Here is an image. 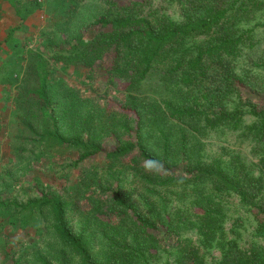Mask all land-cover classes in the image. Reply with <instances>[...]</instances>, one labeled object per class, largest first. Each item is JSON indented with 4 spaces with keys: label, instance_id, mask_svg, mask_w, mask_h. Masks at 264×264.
<instances>
[{
    "label": "trees",
    "instance_id": "trees-1",
    "mask_svg": "<svg viewBox=\"0 0 264 264\" xmlns=\"http://www.w3.org/2000/svg\"><path fill=\"white\" fill-rule=\"evenodd\" d=\"M97 1L110 10L91 20H80L82 0L47 1L49 20L76 16L82 27L69 42L53 27L42 30L43 48L30 64L35 85L23 89L20 99L47 113L52 126L47 139L79 152L65 165L67 172L72 167L79 170L86 160L103 153L106 181L88 172L74 184L68 199L46 194L25 203L0 201V209L48 207L59 252L63 259H70L63 264H151L150 250L156 255L161 249L173 256L164 264H264L263 244L253 240L248 247H240L225 228L227 205L235 197L256 222L254 235L264 240V104L245 94L247 90L264 93V79L255 80L249 70L238 71L233 65L246 46L253 47L256 27L264 25L244 28L240 23L264 0H172L179 5L181 20L158 10L136 14L121 0ZM28 6L31 14L42 8L39 0H31ZM26 15H20L16 24L3 22L0 62L11 56L20 60L15 53H7L4 45H18L12 38L15 30L25 28ZM197 36L204 39L187 45L189 38ZM45 50L60 63L72 59L77 64L69 74L56 76ZM18 51L22 53L23 47ZM106 54L109 58L102 71L128 81L126 101L120 109L106 110L100 104L83 114L77 103L81 104L84 93L95 92L93 76L84 71ZM153 79L163 89L160 96L143 87L144 81ZM57 84L76 95L73 120L79 134L75 137L59 131ZM223 126L248 142L250 152L225 145L218 154L206 149L201 131ZM111 136L115 147L104 149L103 140ZM155 137L161 140L150 147ZM149 159L163 167L146 171ZM82 198L88 199L90 208L84 212L83 228L75 233L67 215L71 209H81L78 200ZM94 225L101 230L91 231ZM184 231H195L197 241ZM96 238L105 259L93 253ZM213 248L220 249V255L209 260L206 254ZM38 260L53 264L44 257Z\"/></svg>",
    "mask_w": 264,
    "mask_h": 264
},
{
    "label": "rangeland",
    "instance_id": "rangeland-1",
    "mask_svg": "<svg viewBox=\"0 0 264 264\" xmlns=\"http://www.w3.org/2000/svg\"><path fill=\"white\" fill-rule=\"evenodd\" d=\"M20 1L21 5H18L15 0H11L19 8L16 9L8 0H0V30L3 28L4 21L11 20L8 22L16 24L20 22V15L27 14L26 21H24L25 30L22 28L15 30L12 38L13 41L18 42V45L14 46L13 43L4 45L7 53H15L20 60L11 56L12 58L10 57L7 62L4 60L0 62V201L25 203L29 199L40 198L46 194L61 195L64 199H68L70 193L74 191V184L78 185L81 178L88 172H96L95 174H98L103 182L106 181V173L103 172L106 166L104 154L101 153L86 160L77 171L72 167L73 171L67 172L65 165L75 160L79 152L76 149L62 148L54 140L47 139L46 134L52 130L47 113L39 109L37 105L21 100L20 93L28 86L35 85V80L31 76L30 64L35 61L38 49L43 48L40 38L42 30L53 27L61 36H66L65 40L69 42L72 37L76 38L82 26L79 25L76 16L67 15L55 21L49 20V14L46 11L48 0H39L42 8L32 14L28 6L31 0ZM135 2H138V5H133ZM121 4L130 5L131 12L136 14L148 15L153 10H158L175 20L182 19L178 3L172 0H121ZM80 10L82 12L80 20H91L95 15H101L110 9L101 1L82 0ZM258 23H264V4L250 13L240 25L248 28ZM203 39V36L189 38L187 45ZM1 40H3L2 34H0ZM65 46L63 45L62 48L65 49ZM21 47H23L22 53L18 51ZM45 51V58L52 66L50 70L55 71L56 76L69 74L77 64L72 59H63L60 63L50 56V51ZM62 53L68 54L69 51H62ZM108 58L106 54L102 60L95 59L84 71L87 74L90 73L91 77L93 76L95 92L84 93L85 97L82 96L81 104L76 102L74 91L69 92L67 86L59 87L57 84L59 93L57 94L56 117L59 131L65 136L75 137L79 134L76 121L73 120L76 118V103L83 114H86L93 106L98 108L100 104H104L106 110H111L120 109L125 103L128 81H122L120 78L114 79L112 75H107L102 71V68L107 65ZM233 65L238 71L249 70L255 80L264 79V25L256 27L253 47L246 46L244 54L237 58ZM4 66L7 68L4 69ZM8 69H12L11 74ZM160 86L157 79L146 80L143 83L146 92L156 96L163 93ZM247 91L248 93L245 92V94L249 99L264 104V93L257 90ZM64 93H68V97H65ZM102 96L105 101H102ZM199 136L206 143V149L214 154L221 153L223 145L236 149L242 148L250 152L248 142L238 139L235 132L226 126L209 132L201 131ZM160 140L161 138L155 137L150 147L155 146L154 144ZM115 145L116 139L112 136L103 140L104 149L114 148ZM136 192L138 193V190ZM109 194L111 193L106 192L107 196ZM87 195L90 198L92 194ZM133 199H137L136 193ZM78 201L81 209L79 211L71 209L67 215L75 233L83 228L86 220L84 212L90 208L87 198ZM227 206L229 216L225 222V228L228 237L236 238L240 247H248L253 240L264 245V240L254 235L256 222L244 211L239 200L234 197ZM197 211L201 209L197 208ZM239 216L241 218L238 219ZM52 223V214L48 207L31 211L12 205L0 209V264H40L39 257H44L53 264H63V261H69L67 256L63 259L59 252L60 243L55 237ZM89 229L95 231L101 230V227L94 225ZM184 234L192 236L194 242L197 241L198 236L195 231H184ZM150 251L153 252L150 253L151 264H164L167 257L173 258L163 249L156 255H154L155 250ZM93 253L103 259L106 258L102 257L100 238H96L93 243ZM211 255L219 256L220 249L213 248L212 252L206 254V257L210 260Z\"/></svg>",
    "mask_w": 264,
    "mask_h": 264
},
{
    "label": "clouds",
    "instance_id": "clouds-1",
    "mask_svg": "<svg viewBox=\"0 0 264 264\" xmlns=\"http://www.w3.org/2000/svg\"><path fill=\"white\" fill-rule=\"evenodd\" d=\"M162 167H163V165L159 161H156V160H153V159H149L144 164L145 170L149 171V172L157 171L159 168H162Z\"/></svg>",
    "mask_w": 264,
    "mask_h": 264
}]
</instances>
